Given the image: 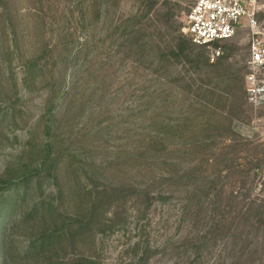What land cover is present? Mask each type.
Segmentation results:
<instances>
[{"label":"rangeland","instance_id":"1","mask_svg":"<svg viewBox=\"0 0 264 264\" xmlns=\"http://www.w3.org/2000/svg\"><path fill=\"white\" fill-rule=\"evenodd\" d=\"M195 1L0 0V264H264V0L214 60Z\"/></svg>","mask_w":264,"mask_h":264},{"label":"built area","instance_id":"2","mask_svg":"<svg viewBox=\"0 0 264 264\" xmlns=\"http://www.w3.org/2000/svg\"><path fill=\"white\" fill-rule=\"evenodd\" d=\"M257 0H196L185 20L184 32L196 45L212 47V59L221 53L223 42L232 39L243 19L252 33L257 21L254 9ZM247 101L254 107L264 104V37L253 39L248 58Z\"/></svg>","mask_w":264,"mask_h":264},{"label":"trees","instance_id":"3","mask_svg":"<svg viewBox=\"0 0 264 264\" xmlns=\"http://www.w3.org/2000/svg\"><path fill=\"white\" fill-rule=\"evenodd\" d=\"M259 207L263 208L262 205H260ZM38 209L40 211H38ZM38 209H37L38 212H42L40 208H38ZM263 210H264V208H263ZM250 212H251V210H250ZM247 214H249V211H248ZM261 214H263V216H264V211ZM28 217H29L28 213L25 212V213H23L20 216V219L22 221L24 220L23 222L26 223ZM0 228L1 229L4 228L3 230H1V233H0V235H1L0 243H1V247L3 248V250H5V246H6V240H5L6 226H5V223H1L0 224ZM81 232H82L81 229H74V231H73V233L71 235V238L73 236H75L74 239L77 238L81 234ZM3 234H4V236H3ZM57 238H59V235H57V233L55 232V233H53L51 235H48V236L44 237L43 240L38 242V243H36V242L35 243H31V247H35L36 248V251H35L36 254L44 253L46 251L48 253H51V252L55 251L58 248V245L56 244ZM6 260H7V257L5 259V262H6Z\"/></svg>","mask_w":264,"mask_h":264}]
</instances>
